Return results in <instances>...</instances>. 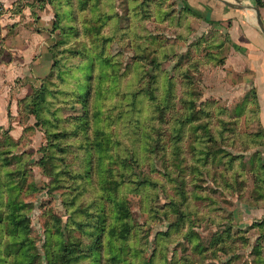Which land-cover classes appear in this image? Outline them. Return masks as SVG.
<instances>
[{
  "label": "rangeland",
  "instance_id": "obj_1",
  "mask_svg": "<svg viewBox=\"0 0 264 264\" xmlns=\"http://www.w3.org/2000/svg\"><path fill=\"white\" fill-rule=\"evenodd\" d=\"M27 5L29 32L53 14L38 42L54 65L10 79L0 29V263L264 264L262 130L255 92L224 75L226 28L182 0Z\"/></svg>",
  "mask_w": 264,
  "mask_h": 264
},
{
  "label": "crops",
  "instance_id": "obj_2",
  "mask_svg": "<svg viewBox=\"0 0 264 264\" xmlns=\"http://www.w3.org/2000/svg\"><path fill=\"white\" fill-rule=\"evenodd\" d=\"M3 1L5 10L0 14V29L9 32L13 27L15 37L9 49L13 55L16 53L20 56L18 62L14 60L8 62V65L4 64L6 75L10 79L29 77L39 80L49 72L52 62L47 44H39L38 40L48 29L47 19L50 20L53 14L45 5L42 12L38 11L40 20L36 25L41 27L29 32L18 21H21L24 13H28L29 7H34L27 5L28 10H24V0ZM182 3L205 20L217 22L216 28H226L232 45L223 65L224 75L230 82H235L233 92H255L258 124L264 135V37L258 27L255 11L257 9L264 24V0H241L242 10L229 6L237 5L234 0H182ZM261 159L264 163V142ZM261 205L259 215L264 218V199Z\"/></svg>",
  "mask_w": 264,
  "mask_h": 264
},
{
  "label": "trees",
  "instance_id": "obj_3",
  "mask_svg": "<svg viewBox=\"0 0 264 264\" xmlns=\"http://www.w3.org/2000/svg\"><path fill=\"white\" fill-rule=\"evenodd\" d=\"M185 8L188 12H190L194 15H197L195 12L191 11L189 8H187V7H185ZM212 24H216V22H212ZM53 65H54V63L52 62L50 70H52ZM87 67H89L90 72H91V70L93 68L92 62ZM94 90H95V87L93 86V78L91 77V73H90L89 78L87 80V83H85L84 94L82 96H80V100H84L85 114L80 119H78L79 124L81 125V129L86 132L85 133L87 135L86 142L91 141L88 134H87V131L91 127V122L94 119V115L96 114V112L94 110H92V112H91V110H90L91 107H89L91 105L92 100H93L92 92ZM255 106H256V110H257L256 115H257V120H258V105L256 103V99H255ZM260 136H261L262 143H263L264 142V135L262 132H260ZM98 138L100 140L94 144V146H95L94 149L96 152H100V151L105 152L107 148L103 145L104 144V138L102 136L98 137ZM262 167L264 168V163H262ZM88 174H91V173L90 172L86 173V176H88ZM261 181L264 182L263 179ZM114 208L117 209L116 212L118 213V215H116V218L122 220L123 218H127L129 216V214L127 213V210L124 209L122 202L115 200L114 201ZM261 223H262V225H260V226L263 228L264 227V221ZM13 225H18L17 220L13 221ZM13 241H16V240H13ZM19 241H23V240H19ZM26 241H27V239H24V242H26ZM0 264H3V263L1 262Z\"/></svg>",
  "mask_w": 264,
  "mask_h": 264
},
{
  "label": "water",
  "instance_id": "obj_4",
  "mask_svg": "<svg viewBox=\"0 0 264 264\" xmlns=\"http://www.w3.org/2000/svg\"><path fill=\"white\" fill-rule=\"evenodd\" d=\"M234 1L237 3V5H232V6L229 5V6L232 7V8H236V9L242 10L243 6H241V4H240L241 0H234ZM255 11H256V19H257L258 27H259V29H260L263 37H264V24H263V22L261 20L260 14L258 13L257 9H255Z\"/></svg>",
  "mask_w": 264,
  "mask_h": 264
},
{
  "label": "built area",
  "instance_id": "obj_5",
  "mask_svg": "<svg viewBox=\"0 0 264 264\" xmlns=\"http://www.w3.org/2000/svg\"><path fill=\"white\" fill-rule=\"evenodd\" d=\"M5 10V4L3 0H0V14Z\"/></svg>",
  "mask_w": 264,
  "mask_h": 264
}]
</instances>
